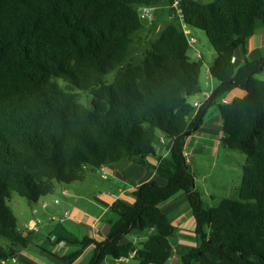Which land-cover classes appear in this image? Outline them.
Wrapping results in <instances>:
<instances>
[{
	"label": "trees",
	"instance_id": "obj_1",
	"mask_svg": "<svg viewBox=\"0 0 264 264\" xmlns=\"http://www.w3.org/2000/svg\"><path fill=\"white\" fill-rule=\"evenodd\" d=\"M161 1L0 0V264L13 255L16 264H37L18 256L36 231L18 228L7 202L13 192L37 202L58 184L124 161L165 183H141L133 202L116 199L108 235L73 240L80 247L66 262L94 244L90 264L107 256L165 264L176 228L161 203L185 192L201 241L182 256L183 264H264V80L255 77L264 57L245 56L239 66L233 61L236 49L264 28V0H167L173 16L178 20L179 9L182 23L205 31L216 51L208 71L218 85L197 111L189 97L204 89V57L188 54L183 27L168 23L141 61L122 64L146 19L139 7ZM233 89L245 93L226 101ZM80 91L92 94L91 106L80 101ZM214 105L224 143L246 159L237 197L205 207L184 148ZM164 140L172 145L160 156ZM134 229L149 230L146 240L123 242Z\"/></svg>",
	"mask_w": 264,
	"mask_h": 264
},
{
	"label": "crops",
	"instance_id": "obj_2",
	"mask_svg": "<svg viewBox=\"0 0 264 264\" xmlns=\"http://www.w3.org/2000/svg\"><path fill=\"white\" fill-rule=\"evenodd\" d=\"M245 56L250 59L264 57L263 27L258 28L256 32L246 40L245 47L236 49L233 58L235 65L239 66L243 63ZM207 80L209 81H206V84L208 86L212 84L213 87L211 90L203 89L202 93L212 92L218 85L214 83L211 78H207ZM237 96H241V93L236 92L232 96L229 94L228 97L233 99ZM228 97H225L226 101L231 100L228 99ZM198 100H201L200 97L194 99L193 103ZM195 110L197 111L198 108ZM208 112L209 111H207V114ZM207 114L201 128L193 133L186 141L184 152L188 164L190 163L189 159L191 154H202V152H205L210 147L216 151L220 143L225 144L220 115L214 122H212L211 120L206 119ZM211 126L216 127L211 128ZM167 141L168 140H164L162 142V146L159 147L158 150V155L166 156L168 154L172 141ZM163 148H166V151H164ZM149 161L154 164L158 162L157 158L154 157H150ZM101 171L105 172V177L101 176ZM89 173L83 181H77L66 185H57V188L60 187V195L57 198H53L52 202L59 204L63 199L64 203L67 204V207L64 208V213L68 211L69 216L65 217L63 213L59 222H55L53 227L51 226L52 229L49 235L52 247L51 250L46 249L44 243L41 244L38 240H33L26 248L19 251L18 256L20 258H26L37 264H90L95 254L94 244L86 246L82 254L73 263H68L63 259L66 254H69L80 247V244L78 243H76V245L78 244L77 246H74L75 243L72 241L75 239H82L85 236L98 240L105 238L111 228L110 221L116 218L111 211V206L116 199L123 198L129 202H133L134 197L132 192L141 183L151 180H156L160 184L165 183V180L157 175L156 172L150 171L132 161L104 165L101 169L90 170ZM86 189H92L93 192L91 193L93 194L90 195L91 193H86ZM114 195L117 197L115 198ZM181 198L187 199L188 201L185 192H180L169 200L161 203L162 209L167 212L176 228L175 234L170 238L173 248L172 257L170 259L171 262L175 261L178 256H181L182 258V256L193 246H197L195 243H192L193 235L191 236L185 231H182V233L179 232L176 236L177 226L173 222L171 215L176 214V218H179L180 213L185 210L181 209L182 206L179 207L178 201ZM44 203H46L44 207L50 205V202L48 203L47 201H44ZM190 209V215L194 219L191 206ZM92 211L94 212L91 213ZM97 211H99L98 214L95 213ZM110 212L114 217L110 215ZM56 219L57 218L54 214L52 220ZM39 222V219L32 218L26 226L28 230L31 231V228L35 226V224L38 226ZM180 224L182 225V223ZM188 227H191V224H188ZM187 230L192 231L191 229ZM36 232H39V230ZM123 242H127L125 237ZM45 256L47 258H45Z\"/></svg>",
	"mask_w": 264,
	"mask_h": 264
},
{
	"label": "rangeland",
	"instance_id": "obj_3",
	"mask_svg": "<svg viewBox=\"0 0 264 264\" xmlns=\"http://www.w3.org/2000/svg\"><path fill=\"white\" fill-rule=\"evenodd\" d=\"M199 1L211 2L214 0ZM139 11L142 12L143 7H139ZM171 22H174L180 28L183 27L188 29L189 36H194L197 38V42L193 45V47L189 49L188 54L192 58H196L200 54L203 55L204 64L202 67L200 79L203 88L205 90H211L213 86L212 84L210 86L206 84V81H209L207 80V78H211L214 83L218 84V80L208 74L209 65L215 58L216 51L211 45L205 31L198 28L187 27L182 23L180 17H178L177 20L173 16L167 0H162L157 5L151 6V14L147 16L145 20H143L142 28L133 35V43L131 44L122 64L126 65L127 63H138L139 61H141L152 42L159 36L161 30ZM119 68L110 71L106 75L107 82H112L114 80ZM255 77L264 80V66L255 74ZM58 80L62 82L61 79ZM236 92H240L241 95L245 93L240 89H233V91H230V93L226 94V96L228 97L229 94L230 96H232ZM204 93L205 92L192 95L189 97V99L191 102H193L194 99L198 97H200L201 100H204ZM79 98L82 103L87 106H91L92 94L89 91H80ZM228 99L231 98L228 97ZM208 111L209 112L206 119L214 122L219 116L217 106H212L208 109ZM214 127L216 126H211V128ZM218 146L219 147L216 151L210 147L205 152H202V154H191V157L189 159V170L195 176V186L201 195V199L205 207L217 206L219 202L225 197H237L238 188L242 180L243 165L246 159L245 153L240 150L231 149L223 143H220ZM163 149L164 151H166V148ZM91 192H93L92 189H86V193ZM92 194L93 193H91L90 195ZM59 195L60 187L57 188V191L55 193L41 197L37 202H31L27 198L19 195L16 192H13L10 199L7 200L8 204L11 206L16 215L17 225L19 229L27 231L28 228L26 225L30 219L36 218L40 220V222L38 223L39 232H34L33 234L34 241L38 240L41 244L44 243L45 248L48 250H51L52 248L49 240L51 229L55 222H59L64 213V208L67 207V204L64 203L63 199L59 204H55L52 202L53 198H57ZM44 201H47L48 203L50 202V205L48 207H44ZM178 204L179 207L182 206V210H185L180 213L179 218H176V214L171 215L173 222L177 226L176 236L179 232L182 233V231H185L189 235H193L192 243H195L196 245L200 244V236L195 231V221L190 215L191 209L189 202L187 201V199L181 198L179 199ZM93 212L94 211H92L91 213ZM95 213L98 214L99 211ZM54 214L57 218L56 220H52ZM113 214L110 212V215L114 217L115 214ZM180 223H182V225ZM188 224H191V227H188ZM187 229H191L192 231H189ZM148 233L149 230H145V232H143L134 229L129 233V235L125 237V240L142 242L146 240ZM4 241L5 240L3 238H0V242L4 243ZM77 245L76 243L74 244V246ZM45 258L47 257L45 256ZM135 263L136 260L130 258L129 264ZM101 264H124V262L121 260H114L111 256H107ZM165 264H183V262L181 256H178L175 261L171 262L170 260H168Z\"/></svg>",
	"mask_w": 264,
	"mask_h": 264
},
{
	"label": "built area",
	"instance_id": "obj_4",
	"mask_svg": "<svg viewBox=\"0 0 264 264\" xmlns=\"http://www.w3.org/2000/svg\"><path fill=\"white\" fill-rule=\"evenodd\" d=\"M175 6H177V1L175 2ZM178 12H179V16H180V19L182 20V14H181V11L178 9ZM151 14V7L150 6H144L143 7V11L141 12V16H142V18H146L147 16H149ZM185 25V24H184ZM184 29V31H185V33L188 35V42H189V44L191 45V47H193V45L197 42V38L196 37H194V36H189V30L188 29H186V28H183ZM200 54V53H199ZM208 74H209V71H208ZM210 75V74H209ZM204 95H205V98H204V100H198V101H196L195 103H193L194 104V106H195V108L197 109V108H200L201 107V105L205 102V101H207L209 98H210V96H211V92H205L204 93ZM103 167V166H102ZM102 167H100V169L102 168ZM101 176H103V177H105V172L104 171H101ZM114 197L116 198L117 196L116 195H114ZM46 205V203H44V206ZM64 216L65 217H68L69 216V212L68 211H66L65 213H64ZM33 231H38L39 230V228H38V226H36V224H35V226H33L32 228H31ZM121 261H123L124 263L125 262H129V260H130V258L129 257H123V258H121L120 259ZM6 263L8 262L9 264H16V262H17V258H16V256H11L7 261H5Z\"/></svg>",
	"mask_w": 264,
	"mask_h": 264
}]
</instances>
